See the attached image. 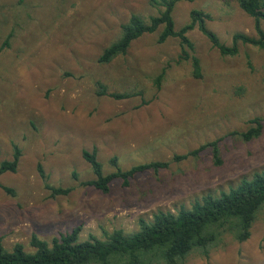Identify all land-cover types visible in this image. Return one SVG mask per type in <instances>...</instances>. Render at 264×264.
Wrapping results in <instances>:
<instances>
[{"label":"rangeland","instance_id":"obj_1","mask_svg":"<svg viewBox=\"0 0 264 264\" xmlns=\"http://www.w3.org/2000/svg\"><path fill=\"white\" fill-rule=\"evenodd\" d=\"M192 10L210 15L206 28L225 46L235 34L256 37L236 0L177 3L175 31L189 24ZM158 14L150 0H0V163L11 160L13 146L21 151L16 172L0 176L15 192L0 188L4 249L21 244L33 252L32 235L50 242L77 227L80 241L114 230L131 235L139 219L190 209L264 171V49L238 44L235 56L224 57L195 28L187 34L202 70L195 79L190 63L179 60L178 39L159 44L158 30L132 42L126 55L98 63L132 15L147 22ZM126 93L125 100L108 96ZM254 118L262 120L258 138L232 135ZM213 141L218 166L210 149L173 160ZM93 150L103 174L114 172L113 158L122 170L169 167L139 174L129 186L117 180L103 194L84 185L95 177L82 152ZM45 185L71 191L52 196ZM183 264H264V209L247 241L224 235L207 257L194 252Z\"/></svg>","mask_w":264,"mask_h":264},{"label":"trees","instance_id":"obj_2","mask_svg":"<svg viewBox=\"0 0 264 264\" xmlns=\"http://www.w3.org/2000/svg\"><path fill=\"white\" fill-rule=\"evenodd\" d=\"M192 0H150L153 7L159 9L157 16L150 17L146 22L139 16L132 15L128 22L120 26V37L104 49L98 59L100 64H109L114 59L127 54L135 40L144 35H150L160 30L157 43L162 44L168 39H178L180 47L179 60L189 62L191 75L195 79L202 77L199 59L194 55V45L187 34L195 28L207 38L213 48L221 56L233 57L238 53V44L249 45L264 49V31L261 23L264 22V0H236L238 8L252 18L256 37L244 34H235L232 45L221 44L215 34L208 31L206 22L210 21L209 14L200 10L189 13V24L179 31H175L172 12L179 2ZM164 77L162 72L156 78V87L159 88ZM99 95H105V90ZM115 100H125L130 94H109ZM262 120H250L251 127L246 132L232 133L244 142L254 140L261 135ZM210 149L214 164L218 166V142L204 144L198 149L185 155L174 156L179 162L188 157H197L198 154ZM21 151L13 146L11 160L0 163V176L5 173H15L18 167ZM82 158L89 164L94 179L84 183L85 186L107 194L111 184L121 181L123 186H129L130 181L137 175L167 169L169 162H151L140 164L122 170L117 166L116 159L111 163L114 172L103 174L102 164L97 160L96 152L83 151ZM42 179L45 176L39 168ZM52 196L68 195L71 189L54 188L45 185ZM0 188L10 196H15L13 189ZM264 209V171L256 172L250 179H242L235 187L221 192L218 196L206 195L200 201H195L190 209L181 208L177 213L157 211L151 220L139 219L138 230L131 235L122 230H114L105 235L103 240L89 235L87 240L80 241L81 228L77 227L70 233L59 234L50 242L40 240L35 235L30 239L33 252H26L21 244H15L12 250L3 248L0 239V264H183L191 253H198L207 257L210 249L220 244L224 235L243 243L250 236V229L257 214Z\"/></svg>","mask_w":264,"mask_h":264}]
</instances>
